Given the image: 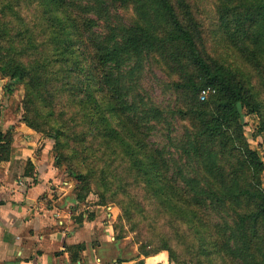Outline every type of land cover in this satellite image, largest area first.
<instances>
[{
  "label": "trees",
  "instance_id": "16d2710c",
  "mask_svg": "<svg viewBox=\"0 0 264 264\" xmlns=\"http://www.w3.org/2000/svg\"><path fill=\"white\" fill-rule=\"evenodd\" d=\"M53 4L65 10L69 15L67 21L77 23L73 25L78 31V46L86 45L83 33L86 34L101 68L97 76L96 70L90 67L98 87L109 93L121 120L135 133L142 134L141 129L147 124L145 119L158 124L165 121L159 108L140 109L136 98L131 96V89L124 84L125 76L131 77L141 70L144 56L156 54L169 76L181 78V82H171L174 92L191 89L190 122L182 127L181 133L171 131L167 136V146L172 152L151 150L160 165L156 173L173 185L176 197L172 199L177 212L169 215L165 203L157 200L153 192L150 199L143 197L145 203L139 202L144 192L137 186L139 196L134 195L129 184L123 185L127 204L137 206V215H143L142 219L154 218L159 223V218H164L171 226L177 223L182 231L187 230L185 235L174 231L179 235L174 240L180 244L187 239L189 250L185 254L192 255L190 259L195 262L201 256L213 255L212 260L218 257L223 264H264V191L260 183L264 162L248 148L241 122L245 108L248 114L257 115L261 120V126L252 135L264 133V0H0V66L5 67L4 77L25 86L26 112L32 110L30 100L39 102L42 97L51 104L66 100L80 110L79 98L84 95V85L81 86L73 73L83 80L87 74L71 65L67 55L71 43L61 19L52 14L56 11ZM124 9L129 14L123 18L118 11ZM36 29L46 39L32 47L41 55L33 67L27 68L10 55H20L24 47L32 46L38 39ZM217 34L223 40L220 37L217 40ZM17 48H20L18 53L9 52ZM219 48L237 50L243 61L241 68L224 63ZM206 89L212 93L204 101H197V95ZM174 108L175 116L179 112ZM80 112L84 118L82 131L92 129L94 136L101 135L105 146L110 142V133L117 137L105 119H99V111L95 116L102 122H96L94 115L89 117ZM30 117H24L22 122L38 130L29 121ZM62 126L69 137L68 125L63 122ZM57 133L50 132L49 137L56 138ZM81 141L88 142L83 137L78 141L80 145ZM10 143V133L0 131V162L7 159ZM136 146L137 143L133 147ZM83 150L86 149L83 147ZM165 155L169 159L164 160ZM128 157L138 175L145 177L137 152L132 149ZM102 161L105 158L93 163ZM188 161L192 162L188 164L192 166L191 173L184 164ZM126 172L130 177L133 175L131 168ZM120 180L124 181L123 177ZM130 180L135 183L136 176ZM142 188L146 193L148 188ZM189 205L193 207L196 228L185 216V207ZM121 211L129 221L126 206L121 205ZM201 222L209 227L203 231L207 239L197 229ZM147 245L138 246L141 256L165 251L171 262L182 263L168 245L150 252L146 251ZM206 246L210 247L208 252Z\"/></svg>",
  "mask_w": 264,
  "mask_h": 264
},
{
  "label": "rangeland",
  "instance_id": "374dc122",
  "mask_svg": "<svg viewBox=\"0 0 264 264\" xmlns=\"http://www.w3.org/2000/svg\"><path fill=\"white\" fill-rule=\"evenodd\" d=\"M52 8L56 9L52 14L58 19H61L60 22L63 23L64 32L67 33L66 36H68L69 42L71 43L69 53L67 54L71 60V65L76 66L78 70L83 73L86 72L84 74H87L85 76L86 80H83L77 73H73L76 75L77 80L81 82V86L84 85V95H81V98H79L80 110L89 117L94 115L96 122H102V120L98 121L97 116H95V112L99 111V119L104 118L109 130L112 133L116 132L118 135L116 137L109 132L111 135L110 142L105 146L100 139L101 135L94 136L95 133L92 129L89 128L88 130L82 131L84 118L80 110L70 106L66 100H62L56 104L44 101L43 97L40 98L39 102L32 103L30 100L32 110L26 112L24 106L25 97L28 95L26 88L17 80L11 81L4 77L2 71L5 67L3 65L0 66V81H4L3 88L5 86L7 87L10 98L6 100L5 105L0 104V114H4L6 120L14 116L20 122H22L24 117H28V119L30 116L33 117H30L29 121L37 126L38 130L29 129L50 142L53 165L56 166L58 173L61 175V179L67 181L69 186H72L73 192L76 194V199H82V201L88 199L97 205L113 208L117 212L113 226L116 237H131L137 248L140 243L141 245H147V242H150L151 246L149 244L147 245L149 247L146 250L147 252L154 250L156 247L168 245L176 257L181 259L180 261L183 264H208V261L211 264H223L218 257L212 260L213 255H205L206 257L204 258L201 256L198 262L193 261L194 259L191 260L190 257L192 255L185 254L189 250V242L187 239L185 242L181 241L180 244L174 240V238H179V235H176L174 231L181 232L182 235H185L188 232L187 230L184 231L183 229L182 231L177 223L171 226L164 218H159V223L154 218L142 219L141 217L143 215H137V206L134 204L131 206L128 205L127 200L123 197L125 195L123 185L129 184L132 193L138 196L139 192L136 187L140 186L145 196L140 195L139 202L145 203L143 197L150 199V194L153 192L157 200L165 203V209L169 215H174L177 212L178 208L176 207L175 200L172 199L176 197L172 189L173 185L169 179H162L156 173L160 169V165L151 150L160 151L164 149V153L172 152V149L167 146V136L171 131L177 134L181 133L182 127H185L190 122L191 112L193 111L189 105L191 89L182 88L179 92H174L170 86L171 82H181V78L178 75L169 76L168 69L156 54L152 53L149 56H144L141 70L131 77L125 76L124 84L131 89V96L136 98L137 105L140 109L147 110L148 107L159 108L164 113L165 121L164 123L158 124L150 120L148 122L145 119L144 122L147 124L144 129H141L142 134L135 133L121 120L114 102L109 97V93L107 95V92L105 93L101 87H98V83L93 76L95 73L90 70V67L96 70L97 76H100L101 68L94 58L95 54L87 42L86 34L83 33V38L87 47L86 45L78 46V31L75 27L77 23L75 25L72 22L74 26L67 21L69 15L60 6L53 4ZM118 13L124 18L128 17L129 11L128 9H124L121 12L118 11ZM205 24L204 29H206ZM35 32L37 33L38 39L33 42L32 46L24 47V51L20 55H10L11 59L15 60V62H22L27 68L33 67V64L40 59L41 55L40 51L35 52L32 47L39 46L46 39L44 35H41L39 29H36ZM10 35L13 37L12 34ZM219 37L223 40L222 36L217 34L216 39L218 40ZM14 51L18 53L20 48L9 52L14 53ZM218 51H220V58L224 63H230L229 65L238 69L243 65L241 55L238 54L237 50L233 49L230 52L229 50L224 51L222 48H219ZM176 95L178 98H176ZM196 100L201 102L199 95H197ZM95 105L98 106L97 110L95 109ZM173 107H175L174 110L177 108L176 111L179 112L175 116L172 114ZM7 108L8 110L6 111ZM35 113L38 119L34 117ZM242 115L241 122L244 125L243 135L247 140L248 148L255 151L264 162V133L260 136L252 135V131L261 126V120L257 115L248 114L245 108L242 109ZM63 122L69 127V137H67L69 133L62 126ZM149 127H154V129L147 130ZM53 131H58L56 138L49 137V133ZM133 136L134 139H132ZM80 137L88 141L84 143L81 141L83 146L78 143ZM136 143L137 146L133 147ZM83 147L86 150H83ZM132 149L137 152L139 165L146 172L145 177L138 175L137 168L131 163L132 160L128 157ZM103 158H105V161L99 164L93 163L96 159L102 160ZM163 159L169 158L165 155ZM191 163L188 161L184 164L188 165ZM180 164H183V160ZM191 167H187L188 172H190ZM127 168H131L133 175L136 176L137 181L135 183L130 180L133 175L131 177L128 175L126 172ZM120 177H123L124 181H121ZM260 183L264 191V171L260 175ZM120 186L121 188L118 189ZM142 186L148 188L146 193ZM78 200L76 201L77 204L80 202ZM121 205L124 208L126 206L129 221L125 220L126 217L121 211ZM241 209L243 208L241 207ZM191 211H193L192 206L185 207V216L189 219L187 222L195 226V220H193L194 215ZM204 228L209 229L208 225L203 222L200 223V227H197L202 233ZM203 237L206 238L204 233ZM182 239H185V237H182ZM205 249L208 252L207 249H210V247L206 246ZM169 262L170 264H175L171 260Z\"/></svg>",
  "mask_w": 264,
  "mask_h": 264
},
{
  "label": "crops",
  "instance_id": "0c3cea01",
  "mask_svg": "<svg viewBox=\"0 0 264 264\" xmlns=\"http://www.w3.org/2000/svg\"><path fill=\"white\" fill-rule=\"evenodd\" d=\"M3 86L1 105L10 98ZM0 131L11 135L0 162V264H170L166 252L143 257L131 237L117 238L113 208L77 204L47 139L4 114Z\"/></svg>",
  "mask_w": 264,
  "mask_h": 264
},
{
  "label": "built area",
  "instance_id": "2783aa9c",
  "mask_svg": "<svg viewBox=\"0 0 264 264\" xmlns=\"http://www.w3.org/2000/svg\"><path fill=\"white\" fill-rule=\"evenodd\" d=\"M211 93H212V91L210 89H206V90L201 91V93L199 95L200 100L204 101L208 97V95H210Z\"/></svg>",
  "mask_w": 264,
  "mask_h": 264
}]
</instances>
